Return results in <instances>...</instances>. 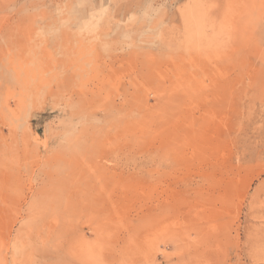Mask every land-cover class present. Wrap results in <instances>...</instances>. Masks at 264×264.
<instances>
[{"label":"rangeland","instance_id":"1","mask_svg":"<svg viewBox=\"0 0 264 264\" xmlns=\"http://www.w3.org/2000/svg\"><path fill=\"white\" fill-rule=\"evenodd\" d=\"M0 264H264V0H0Z\"/></svg>","mask_w":264,"mask_h":264}]
</instances>
